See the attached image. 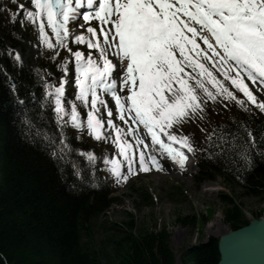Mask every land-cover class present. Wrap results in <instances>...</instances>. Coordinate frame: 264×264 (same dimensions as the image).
<instances>
[{"label": "snow or ice", "instance_id": "snow-or-ice-1", "mask_svg": "<svg viewBox=\"0 0 264 264\" xmlns=\"http://www.w3.org/2000/svg\"><path fill=\"white\" fill-rule=\"evenodd\" d=\"M83 3L84 0H31L36 11H27L26 15L33 22L40 18L39 35L52 49L54 45L45 30L46 18L63 47L69 36L68 21ZM86 3L92 11L81 10L79 15L85 22L95 20L97 26L89 24L88 36L76 35L75 42L98 52L97 58L89 52L86 59L81 51L72 53L78 73L77 98L87 103L91 93L90 103L95 110L98 88L110 92L119 109L117 115L128 124L127 133L135 135L141 125L146 130L148 136L137 137L136 144L147 148L145 140L150 137L151 145L161 157L166 155L184 167L188 156L181 149L196 151V138L191 129L188 134L177 135L175 125L202 113L208 100L215 101L218 96L236 99L235 90H239L264 111V101H258L245 82L247 78L264 87V0H86ZM198 39L207 47L202 48ZM109 51L116 58L115 64L109 59ZM113 69L116 78H112ZM118 81L126 89L123 96L118 94ZM232 86L234 89L230 90ZM12 87L15 89V85ZM55 92L54 110L60 120L64 113L63 86L56 87ZM107 116V124L116 128L114 143L124 157L128 173L138 174L133 167L136 164L145 172L151 171L150 165L163 167L157 155L143 150L137 154L131 143H121V129L113 124L112 109ZM71 118L77 127L81 126L74 105ZM102 126L103 122L93 112L87 114V128L96 133L97 139L101 138ZM203 139L216 149L218 156H227L238 141L236 133L217 129L207 132ZM258 143L264 144V135L257 137L247 130L244 144L248 150L241 146L238 151L246 168L254 166L251 150ZM257 154L264 155V149ZM88 156L94 159L91 153ZM110 163L115 176L127 181L128 176L120 171L121 164L116 160Z\"/></svg>", "mask_w": 264, "mask_h": 264}, {"label": "trees", "instance_id": "trees-1", "mask_svg": "<svg viewBox=\"0 0 264 264\" xmlns=\"http://www.w3.org/2000/svg\"><path fill=\"white\" fill-rule=\"evenodd\" d=\"M57 56L60 75L66 51ZM55 83L42 66L29 70L9 57L0 33V264H175L166 226L136 234L130 222L128 230L114 226L100 242L95 240L96 221L118 200L112 196L116 186L89 159V141L65 114L57 120L55 103L45 96ZM203 113L209 125L202 138L217 129L236 133L238 141L235 150L218 156L203 139L194 151L198 179L224 174L247 194L264 198V155L257 154L264 144L251 150V168L238 155L241 146L248 150L247 130L264 135V117L243 111L233 101L223 112L207 102ZM225 198L226 222L233 229L248 224L240 204ZM187 218L185 222H197L196 216ZM217 241L193 246L182 255V263L217 264Z\"/></svg>", "mask_w": 264, "mask_h": 264}, {"label": "rangeland", "instance_id": "rangeland-1", "mask_svg": "<svg viewBox=\"0 0 264 264\" xmlns=\"http://www.w3.org/2000/svg\"><path fill=\"white\" fill-rule=\"evenodd\" d=\"M27 11H36L31 4V0H0V32L5 37L8 54L16 59L18 56L17 61L29 68L37 67L42 61L48 60L50 70L57 52L62 50L57 36L47 25L45 18L46 33L49 41L54 45V48L49 49L39 35L40 18H36V22H33L27 17ZM81 24L84 26L82 22H80ZM77 28L80 29L78 25H73L72 28L70 26L71 31L65 39V46H70L72 50L80 48L82 52H87L90 49L75 42V36L78 33L83 34V29L78 31ZM11 37H14V39L12 40ZM198 43L202 48L207 47L199 39ZM96 51L98 52V50ZM43 54H45L44 57ZM68 67L69 61L66 66L67 70ZM245 82L256 95L257 100L264 101V87L253 84L247 78H245ZM66 83L69 86V91L63 93L61 100L68 98L72 91V82L69 81L68 83L66 81L65 85ZM232 89H234V86L230 90ZM120 92L121 94L125 93L122 90ZM235 93L236 100L245 110L264 114V111L259 110L251 101H248L239 90H235ZM97 96L98 102L95 110L91 107V99L87 105L78 98H74L71 102H62V107L70 115L74 105L76 109L94 111V116L103 122L101 129L104 130L100 131L102 135L98 139L99 143L97 145L105 148L108 154L103 156L97 154L95 159L97 162L105 161V163H108L106 171L118 184L117 190L112 195L118 200L103 212L96 221L93 228V236L96 241L100 242L106 235L110 234L111 227H125L124 229L128 230L127 223L130 222L133 226L132 231L136 234L144 230L159 231L163 226H166L170 234V245L176 256L175 264H182L181 257L187 252L188 248L209 241L212 238H218L231 228L224 215V211L228 207L225 197H233L240 204L242 212L249 220L255 218L257 214L264 215V198L247 194L241 185L224 174L215 173L211 179H198V169L189 155H187L188 162L183 168L175 162L170 164L165 162V159L159 158L163 167L158 171L150 165L151 171L145 172L137 166L134 169L138 174L128 173L124 157L121 155L115 156L111 135L114 140L116 135L113 133L112 128L105 124L103 105L99 104L100 94L97 93ZM216 100L223 106L228 101L223 96H218ZM240 101H243V103ZM73 125L81 132L86 131V136L97 138L91 130L85 128L87 126L86 119H80V127H77L74 122ZM207 125H209L207 117L202 112L197 113L191 121H184L175 125V129L177 135L188 134L189 129H191L192 136L196 138V147H198L201 144L202 135L205 133V126ZM121 143H125L123 136ZM92 151L94 152L93 149ZM112 160H116L121 164L120 171L128 176L127 181L116 177L111 171L112 164L110 161ZM193 216L197 217L196 223H191L190 217ZM186 217L190 219L187 218L189 220L185 222Z\"/></svg>", "mask_w": 264, "mask_h": 264}, {"label": "water", "instance_id": "water-1", "mask_svg": "<svg viewBox=\"0 0 264 264\" xmlns=\"http://www.w3.org/2000/svg\"><path fill=\"white\" fill-rule=\"evenodd\" d=\"M219 253L218 264H264V215L222 233Z\"/></svg>", "mask_w": 264, "mask_h": 264}, {"label": "bare ground", "instance_id": "bare-ground-1", "mask_svg": "<svg viewBox=\"0 0 264 264\" xmlns=\"http://www.w3.org/2000/svg\"><path fill=\"white\" fill-rule=\"evenodd\" d=\"M179 147H180V146H176V148H179ZM181 150H182V149H181ZM164 158H168V157L165 155ZM168 159L171 160L170 158H168ZM172 162H173V161H172ZM187 162H188V161H187ZM187 162H186V163H187ZM178 165H179V164H178ZM179 166H180V165H179ZM180 167H181V166H180ZM182 168H183V167H182ZM184 170H185V169H184ZM228 230H229V229H228ZM228 230H227V231H228ZM227 231H226V232H227Z\"/></svg>", "mask_w": 264, "mask_h": 264}]
</instances>
